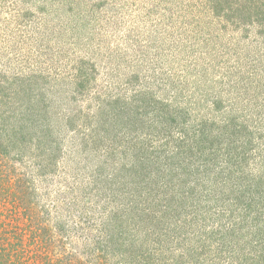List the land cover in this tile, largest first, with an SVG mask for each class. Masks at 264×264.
<instances>
[{
  "label": "rangeland",
  "instance_id": "obj_1",
  "mask_svg": "<svg viewBox=\"0 0 264 264\" xmlns=\"http://www.w3.org/2000/svg\"><path fill=\"white\" fill-rule=\"evenodd\" d=\"M16 90L32 111L0 110L28 131L10 158L67 252L114 236L127 264H264V0H0ZM227 199L245 237L223 249L208 214Z\"/></svg>",
  "mask_w": 264,
  "mask_h": 264
},
{
  "label": "trees",
  "instance_id": "obj_2",
  "mask_svg": "<svg viewBox=\"0 0 264 264\" xmlns=\"http://www.w3.org/2000/svg\"><path fill=\"white\" fill-rule=\"evenodd\" d=\"M22 94L23 91L16 90L11 97L1 91L0 110L2 108L6 110V105L9 107L16 105L21 113H31L30 105H20L14 100L16 95L21 96ZM0 117L7 118V121L0 120V128L6 131L5 135L7 136L4 138V142H0V264H127L128 260L132 258L139 259L140 256L124 252V243L122 242L121 250L120 248L119 250L114 249L112 243L116 242L114 236H110V241L102 244V248L93 247L89 249L86 260L79 259L74 252H67L66 240H64L65 231L62 226L52 227L50 225V209L41 208L38 205L35 199V190L33 191L31 186V179L10 158V153H22L18 145L21 142L22 144L28 142V138L26 139L28 131L18 126L17 119L12 121L10 117L13 116L0 113ZM43 156H47V151L43 153ZM137 161L139 160L135 158L132 164ZM24 163L28 166L27 161ZM232 171L229 168V172L233 173ZM221 172L217 171L215 176L218 177ZM130 173L132 172L130 171ZM205 176L208 177L211 174H205ZM129 177L132 176L129 175ZM244 193H246L245 197L243 196L246 204L245 216L250 217V213H252L251 217L257 221L258 226H263L259 222V213L254 211L255 209L252 207V193L245 191ZM222 196L223 194L216 197L215 203L210 206L219 204ZM233 205L235 207L233 200L227 199L226 208H221L213 215L208 214L215 225L213 232L217 234L218 243L223 246V249H225L224 246L233 245L235 241L238 243L240 239L242 241V238L245 237L243 230L239 231L238 228L240 227L236 226L240 224V219L238 216H233V211L228 210L229 206ZM131 206L133 209L134 205ZM190 213L195 214L192 211ZM199 213L203 214L202 208H199ZM225 216L226 218H224ZM118 235L120 241L125 239L124 234L119 233V230ZM258 244L264 250V242ZM258 254H260L259 250L254 252L251 249V261L254 262L255 260L256 262ZM226 257L235 258L230 254ZM112 260H117V263H112Z\"/></svg>",
  "mask_w": 264,
  "mask_h": 264
}]
</instances>
